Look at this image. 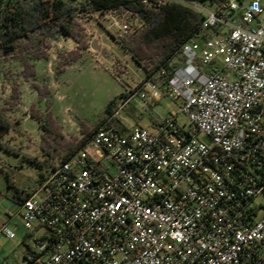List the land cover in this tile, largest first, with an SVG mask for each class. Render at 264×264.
<instances>
[{
    "label": "built area",
    "instance_id": "2783aa9c",
    "mask_svg": "<svg viewBox=\"0 0 264 264\" xmlns=\"http://www.w3.org/2000/svg\"><path fill=\"white\" fill-rule=\"evenodd\" d=\"M174 1L203 22L174 56L166 92L164 73L148 72L4 213L7 239L8 224L23 223L25 264H264V5ZM142 3L155 12L165 1ZM163 96L182 105L155 131L110 126L132 99L152 107Z\"/></svg>",
    "mask_w": 264,
    "mask_h": 264
},
{
    "label": "rangeland",
    "instance_id": "374dc122",
    "mask_svg": "<svg viewBox=\"0 0 264 264\" xmlns=\"http://www.w3.org/2000/svg\"><path fill=\"white\" fill-rule=\"evenodd\" d=\"M77 7V21L82 25L86 41H96L106 50L109 58L94 51L89 46L88 51H82V56L75 62L67 64L61 55L77 50V43L71 37L59 32L54 38H48L45 44L47 58L35 63L36 83L49 87L50 95L41 97L32 82L24 79L23 68L15 55L3 56L2 60L10 77L0 75V104L9 108L11 120L18 121L6 135V146L0 148V210L3 196L11 204V212L17 213L18 207L14 201L15 189L31 191L35 194L40 188V170L28 156L41 151L42 137L54 133L60 134L57 141H80L86 136V131L108 119L107 108L116 100L113 108L122 104V98L129 97L133 88L140 85L146 78L154 64V57L148 52L147 56L138 63L133 55L125 50L123 42L137 31L144 28L141 18L135 12L126 9H111L94 11L80 6L81 0H70ZM165 2L174 0H164ZM264 5V0H261ZM264 13L259 15V20ZM90 50V51H89ZM149 53L151 54L150 56ZM92 54V55H91ZM158 55V54H157ZM13 87L19 89L18 99H12ZM131 90V92H129ZM124 97L120 98L121 95ZM182 102L163 96L157 99L152 107H143V101L136 97L127 107L120 111V115L113 124L119 129L118 122H123L127 128L140 127L150 131L152 124L157 125L172 111H178ZM33 112L35 117H32ZM180 120L186 122L184 116ZM199 139L208 143L204 135ZM36 146V148H33ZM62 152L58 156H63ZM8 183L11 187L8 188ZM42 197L37 195V199ZM16 237L12 240L0 234V259L9 256L10 264H25L26 247L22 242L24 227L19 217L8 224Z\"/></svg>",
    "mask_w": 264,
    "mask_h": 264
},
{
    "label": "trees",
    "instance_id": "16d2710c",
    "mask_svg": "<svg viewBox=\"0 0 264 264\" xmlns=\"http://www.w3.org/2000/svg\"><path fill=\"white\" fill-rule=\"evenodd\" d=\"M197 2L219 3L226 0H190ZM80 6L94 11L126 9L141 15L145 26L137 31L129 39H125L123 47L131 53L134 59L140 63L147 53L152 54L155 59L150 74L162 71L160 77L155 79L161 81V89L166 92V86L178 66L173 59L178 49L195 34L202 22L203 16L191 8L177 2L168 1L158 11L152 12L145 9L142 0H81ZM81 8V7H80ZM70 0H0V75L10 77V70L7 69L2 60L3 56L15 55L23 68V76L27 81L38 89L41 97L50 95L48 86H40L36 83L35 63L47 58L45 44L48 38H54L59 32L71 37L76 41L77 50L69 52L66 56L61 55L67 64L77 61L82 56V51L87 50L90 44L86 41V35L82 25L77 21V13L80 9ZM149 53L148 56L151 54ZM158 54V55H157ZM19 89L13 87L12 99H18ZM121 95L120 98L124 97ZM116 100L112 101L107 108L109 116L113 113V106ZM9 108L0 104V148L6 146V135L18 121L11 120L8 115ZM33 112L32 117H35ZM110 126L122 131L113 124ZM96 127V126H95ZM93 130L86 131V137ZM60 134L57 130L42 137L41 151L44 159L38 160L36 166L40 170V180L44 177L45 168L51 161L62 152L67 155L73 154L80 149L85 139L57 141ZM57 139V140H54ZM4 173L8 181L7 174ZM10 185V183H9ZM17 192V191H16ZM18 193V192H17ZM30 193H24L18 197L21 202L30 197Z\"/></svg>",
    "mask_w": 264,
    "mask_h": 264
},
{
    "label": "crops",
    "instance_id": "0c3cea01",
    "mask_svg": "<svg viewBox=\"0 0 264 264\" xmlns=\"http://www.w3.org/2000/svg\"><path fill=\"white\" fill-rule=\"evenodd\" d=\"M205 3H208V4H214V3H209V2H205ZM87 51H88V49H87ZM90 51V50H89ZM92 55V54H91ZM155 104H157V102L155 103ZM122 124H121V126L122 127H124V126H126V125H124L123 124V122H121ZM152 126H153V130L152 131H155L156 130V127H157V122H154L153 124H152ZM32 147L33 148H36V146H33L32 145ZM28 157H30L35 163V166H36V163L38 162V160H42V159H44V157H43V153H42V151H40V150H37V154H35L34 156H28ZM57 157V156H56ZM40 180V179H39ZM39 180L37 181V182H39ZM40 183V182H39ZM11 187V184L9 185V183H8V188H10ZM15 191H17L16 192V195L14 196V201H15V203H16V206H17V204H19V203H21V201L20 200H18V197L19 196H22V194H24V193H30L31 195L30 196H32L33 195V193H31V191H26V190H20V189H15ZM1 194V193H0ZM1 197H2V194H1ZM4 198L2 199V201H1V204H3V206L5 207V209H4V211H1L0 210V222H2V221H4V213L5 212H9V210L12 208V206H11V204L9 203V200H8V202L6 201L7 200V197L6 196H3ZM22 242L23 243H25L26 241H27V235H26V232H25V230H24V233H23V236H22ZM9 256H6V257H3V264H10V262H9Z\"/></svg>",
    "mask_w": 264,
    "mask_h": 264
},
{
    "label": "water",
    "instance_id": "95a60500",
    "mask_svg": "<svg viewBox=\"0 0 264 264\" xmlns=\"http://www.w3.org/2000/svg\"><path fill=\"white\" fill-rule=\"evenodd\" d=\"M90 47L94 51L101 53L103 57L109 58V54L106 52V50L102 49L101 45H99L98 42L96 41L91 42Z\"/></svg>",
    "mask_w": 264,
    "mask_h": 264
}]
</instances>
